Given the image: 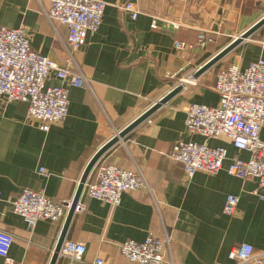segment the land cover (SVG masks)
I'll return each instance as SVG.
<instances>
[{"label":"crops","instance_id":"obj_1","mask_svg":"<svg viewBox=\"0 0 264 264\" xmlns=\"http://www.w3.org/2000/svg\"><path fill=\"white\" fill-rule=\"evenodd\" d=\"M99 30L72 53L89 87L69 89L67 117L47 133L27 122V104L0 101V230L14 241L13 264H49L64 217L39 221L30 228L12 212L11 202L23 189L41 192L53 202H71L82 173L95 152L177 86L178 94L154 111L115 145L96 165L138 171L147 189L124 193L111 208L85 193L82 212H75L65 241L85 245L84 258L104 264H134L117 249L125 241L148 236L167 240L163 264H235L229 251L241 243L264 247V189L254 180L229 176L234 157L247 161L225 137L204 139L185 131L190 105L216 107V74L231 65L241 71L264 61V25L198 77L196 71L232 40L264 17V0H105ZM132 3V20L116 3ZM48 0H0V26L23 28L33 51L59 66L67 64L65 26L51 25ZM155 20L157 28L152 29ZM166 22L180 25L174 29ZM199 30L212 42L204 49L176 51L174 41L194 45ZM217 33V34H216ZM51 76L46 86H56ZM148 121L150 123H148ZM259 138L264 142V126ZM224 148L226 159L216 175L195 173L186 179L169 157L179 142ZM95 165V166H96ZM43 169L45 174H40ZM94 173L87 181L91 182ZM227 195L238 197L233 217L223 214ZM0 264L3 260L0 258ZM56 264H76L58 258Z\"/></svg>","mask_w":264,"mask_h":264},{"label":"built area","instance_id":"obj_2","mask_svg":"<svg viewBox=\"0 0 264 264\" xmlns=\"http://www.w3.org/2000/svg\"><path fill=\"white\" fill-rule=\"evenodd\" d=\"M40 2L41 0H37ZM44 14L50 24L65 26L67 35L64 50L67 64L59 66L47 57L35 52L30 46L23 28L7 29L0 26V101L4 104L22 102L27 104V122L41 132L47 133L52 125L61 123L67 117L69 89L87 88L89 81L74 64L72 53L82 47L88 36L100 28L105 0H48ZM118 10L130 14L135 20L138 11L132 3H116ZM174 29L180 25L166 22ZM152 29H156L155 20ZM213 34L199 30L194 45L174 41L176 51L196 48L202 50L211 42ZM217 34V33H216ZM53 76L56 86H46ZM214 90L219 96L216 107L190 105L185 111V131L204 139L225 137L237 151L249 154L247 161L234 157L226 173L241 180H254L264 189V142L259 138L264 126V61L251 62L245 70L231 65L216 74ZM148 123H150L148 121ZM181 166L186 179L195 173L216 175L226 159L224 148H210L205 144L177 142L169 157ZM40 174H45L43 169ZM94 178L86 181L82 194L106 204L111 208L120 204L124 193L147 189V184L138 171H128L115 165H96ZM264 201V196H260ZM238 197L227 195L222 212L228 217L236 213ZM70 202H53L43 193L28 189L20 191L11 202L12 212L22 217L31 229L39 221L59 222L65 217ZM77 204L75 212H82ZM14 241L13 236L0 230V258L3 264H13L8 253ZM167 240L148 236L142 242L125 241L116 245L119 254L134 264H163ZM86 247L79 242L62 243L58 258H66L76 264H104L102 259L87 261ZM228 259L235 264H264V247L255 250L251 245L241 243L232 248Z\"/></svg>","mask_w":264,"mask_h":264},{"label":"water","instance_id":"obj_3","mask_svg":"<svg viewBox=\"0 0 264 264\" xmlns=\"http://www.w3.org/2000/svg\"><path fill=\"white\" fill-rule=\"evenodd\" d=\"M264 25V17L259 19L256 23H254L251 27H249L246 31H244L239 37L232 40L227 46H225L222 50H220L216 55H214L211 59H209L204 65H202L195 73V77L200 76L215 64H217L221 59H223L227 54H229L232 50H234L238 45H240L244 40L248 39L255 31H257L260 27ZM181 90V86H177L172 89L169 93H167L164 97H162L158 102L154 103L149 109H147L144 113H142L139 117H137L134 121L124 127L122 130L118 131L111 139H109L105 144H103L92 156L90 161L87 163L82 176L80 178L77 190L75 195L70 202L68 210L64 217V222L62 225V229L60 235L57 239L54 251L52 253L49 264H56L58 259V253L62 243L65 240L66 232L68 230L69 224L72 220V217L75 213V208L79 202L80 196L82 195V191L84 185L87 181L89 174L92 172L93 168L97 164L98 160L101 156L110 149L113 145H115L119 140H121L124 136H126L131 130H133L140 123L144 122L148 119V117L160 108L162 105L167 103L172 97L178 94Z\"/></svg>","mask_w":264,"mask_h":264}]
</instances>
